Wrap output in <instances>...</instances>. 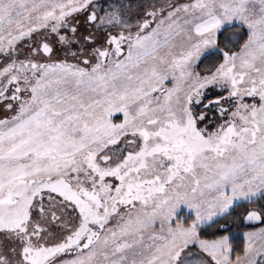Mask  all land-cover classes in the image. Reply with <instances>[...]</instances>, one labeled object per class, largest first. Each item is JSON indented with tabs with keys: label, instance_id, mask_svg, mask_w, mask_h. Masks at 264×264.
Listing matches in <instances>:
<instances>
[{
	"label": "snow or ice",
	"instance_id": "snow-or-ice-1",
	"mask_svg": "<svg viewBox=\"0 0 264 264\" xmlns=\"http://www.w3.org/2000/svg\"><path fill=\"white\" fill-rule=\"evenodd\" d=\"M132 8L0 0V264H264V0Z\"/></svg>",
	"mask_w": 264,
	"mask_h": 264
},
{
	"label": "trees",
	"instance_id": "trees-1",
	"mask_svg": "<svg viewBox=\"0 0 264 264\" xmlns=\"http://www.w3.org/2000/svg\"><path fill=\"white\" fill-rule=\"evenodd\" d=\"M201 71L204 70V66H201ZM218 97V92L214 88H207L204 90V96L201 98L203 102L201 104H207L206 102L214 101ZM202 107V106H201ZM243 203V202H242ZM259 203H264V201H259ZM254 205L243 203V207L240 206V204H237L234 206L232 212L233 215L229 216L227 219H220L221 224H226L230 228V234L235 237V240L233 242L234 248L236 249V254H240L243 249V243H242V232L248 229H253L256 227L263 226L264 224H261L260 222H252V223H241V217L244 212L245 207H253ZM217 231V227L213 226L212 228H208L205 233V238L211 239L212 233H215Z\"/></svg>",
	"mask_w": 264,
	"mask_h": 264
},
{
	"label": "rangeland",
	"instance_id": "rangeland-1",
	"mask_svg": "<svg viewBox=\"0 0 264 264\" xmlns=\"http://www.w3.org/2000/svg\"><path fill=\"white\" fill-rule=\"evenodd\" d=\"M125 2H127V0H125ZM142 2V0H132V3H133V8H132V11L135 12L137 11L138 9V5L139 3ZM84 29L81 28V31H83ZM201 102H203V100L201 99ZM207 104H209V102H206ZM203 105H206V104H203ZM203 105L200 103V104H196L194 105L195 107V110L196 111H204L205 109L203 108ZM202 106V107H201ZM207 111L211 112V109H207ZM117 122H118V119H117ZM259 230V229H258ZM257 230V231H258ZM248 232H256V231H248ZM241 235H244V232L241 234Z\"/></svg>",
	"mask_w": 264,
	"mask_h": 264
},
{
	"label": "crops",
	"instance_id": "crops-1",
	"mask_svg": "<svg viewBox=\"0 0 264 264\" xmlns=\"http://www.w3.org/2000/svg\"><path fill=\"white\" fill-rule=\"evenodd\" d=\"M261 227H264V225L263 226H260V227H256V228H253V229H248V230H245V231H243L244 233H246V232H248V231H257L259 228H261ZM242 232V233H243ZM242 243H243V247H244V244H245V240H244V235H242Z\"/></svg>",
	"mask_w": 264,
	"mask_h": 264
}]
</instances>
